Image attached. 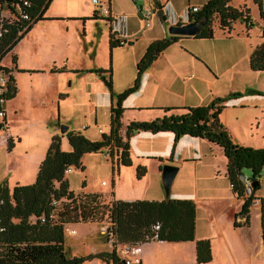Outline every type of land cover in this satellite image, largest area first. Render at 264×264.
I'll return each mask as SVG.
<instances>
[{"label": "crops", "instance_id": "crops-1", "mask_svg": "<svg viewBox=\"0 0 264 264\" xmlns=\"http://www.w3.org/2000/svg\"><path fill=\"white\" fill-rule=\"evenodd\" d=\"M53 1L51 0L43 13V18L34 22L32 27L8 52L10 62L5 63L4 57L1 60L4 65L14 66L11 57L12 54L16 56V64L12 70L16 93L4 103L6 122L3 127H5L6 132L3 146L6 148L7 154L0 177V182L6 181L9 187L15 184L32 183L35 180L39 163L44 157L54 134L62 135L61 148L69 150L71 146L65 134L67 130H80L92 140L100 139L101 132L109 130V122H104V125L101 126L97 125V107L101 104L99 96L108 91L110 111V104L115 101V96L112 97L110 90L103 87L104 82L100 78L99 72L77 71L78 69L107 68L110 65L113 92L118 93L124 90L115 91L113 80L114 82L115 79L123 80L124 84L133 82L136 75V68L133 69V65L136 66L147 45L156 38L170 34L168 25L180 22L179 14L182 13L185 16L182 21H187L188 9L191 6L200 7L208 0H157L160 10L158 6L154 5L153 0H102L109 6L110 14L98 12L92 0H87V6L82 4L81 0H58V4L54 7ZM260 1L262 3V0ZM230 3L236 7L248 6L251 11L249 4L241 1L238 4H233L232 0ZM94 11L96 12L95 17H90ZM146 12L150 13L151 16L155 13L157 18L149 21L150 24L143 27L141 20ZM263 12L264 8L262 16ZM161 14L164 18L161 17ZM119 18H122L123 21L121 22ZM106 20L108 21V29L103 28L100 24L102 21H105L106 24ZM236 22L237 20L232 24V29L228 33L222 30L220 32L214 30L212 37L184 35L164 49L143 72L140 86L136 90L138 98L142 97L141 93L143 96H149L147 103L142 105L138 101L127 102L128 97L125 98L122 102L124 109L121 118L125 117V113H127L128 122L133 119L147 120L162 116L165 113L178 112L181 109L165 111L162 108L174 106L167 105L171 103L161 102L159 99L169 97L171 94H179L183 100L182 104L176 106H193L206 104L215 96L235 91L233 90L235 83L242 81L247 83L250 80L249 86L252 77L249 78L248 74L251 75V71H259L251 69L249 55L263 38L261 35H257L258 32L248 35L249 30L246 29L245 23L242 21L240 23L246 32L243 31L244 28L242 27L235 28ZM135 23L137 24L135 25ZM80 30L82 36L78 35ZM71 31H74L75 39ZM110 35L116 41L120 40L121 42L122 39L126 41L110 47ZM138 39H142L143 43L136 53L130 48L136 41H139ZM101 47L105 48L106 60L103 63H95ZM72 51H74L73 56ZM74 57L88 59L89 65L76 64L77 61ZM72 83L76 88L75 91L70 88ZM247 88L249 87L244 90ZM253 94L262 95L258 93L250 95ZM188 96H193L194 101H188ZM243 97L244 94L228 100V105L226 104L220 113V119L230 134H232L233 128L229 119L239 121L244 117L242 112L239 114L236 108L243 109L250 105L249 102L257 101V98H253V96L246 100ZM75 103L79 105L75 106ZM230 105H232L231 109H234L232 112H228ZM87 108H89L91 117L83 114ZM142 110L147 112H140ZM23 111L28 116L22 115ZM81 115L85 119L79 121L77 118ZM61 123L68 125V129L64 133L60 132ZM16 124H18L17 129H15ZM9 137L12 144L10 148H8L7 140ZM129 142L130 154L134 151L139 158L137 164L134 163L130 155L132 163L128 165L133 169V193L131 196L117 195L118 188L122 185L120 182L121 173L125 167L121 164L118 173H116V182L114 180L112 185L114 198L129 200L165 198L154 195V192H149L147 186L140 184L139 181L143 179L144 175L140 178L134 175V166L136 164L144 165L142 164L144 159L157 160L156 171L159 173H161V166L164 162L177 164L179 167L175 178L179 173H188L189 171L185 170L184 165L188 161H192L195 164L192 171L194 177H202L201 174H203V176H211L217 181V176H221L225 179L227 185L224 187L229 192L227 195L218 193L216 185H212L214 192L206 197L200 194L198 185L194 189L188 188L185 193L178 189L173 191L171 189L172 197L191 198L196 202L195 239L180 241L155 239L133 244L132 246L140 248L136 254L141 259L140 264H149L152 259L155 261L157 258L158 260H165V264H176L172 258H160L161 253L168 248L167 243L173 245L172 247L179 251L183 257L191 254L193 257L196 251L195 240L200 238H209L211 243L212 258L204 263H213L220 254L221 258H226L229 264H264L260 217L255 225L252 216L254 206L259 205L260 209L259 197L261 196H257L251 205L250 223L234 226V214L240 209L242 199L236 196L231 189L226 175V157L219 145L203 137L184 134L175 139L171 131L151 132L148 130L135 132L130 136ZM215 152H218L219 157H221L222 165L215 162ZM89 153L82 156L83 164L84 156ZM104 154L108 155L106 151ZM199 165L204 168L200 174ZM85 168L84 164L83 170L78 169L84 171ZM83 192L104 194L106 191L90 190ZM224 196H231L236 204L230 215L220 217L210 207V202L221 199V197L224 198ZM206 205L208 206L206 207ZM237 220L243 221L244 217L238 216ZM72 224L74 223L68 224L67 232L76 234L77 230L70 226ZM201 226L205 228L203 229ZM254 227L255 231H253ZM70 230L74 231L70 232ZM82 239L79 236L77 241L82 243ZM190 242L194 244H186ZM110 244L111 242L108 245ZM220 244L222 247L219 246ZM98 259L93 258L91 262L96 264ZM133 259L131 258V260Z\"/></svg>", "mask_w": 264, "mask_h": 264}, {"label": "trees", "instance_id": "trees-1", "mask_svg": "<svg viewBox=\"0 0 264 264\" xmlns=\"http://www.w3.org/2000/svg\"><path fill=\"white\" fill-rule=\"evenodd\" d=\"M154 5L160 6L157 0ZM231 0H208L196 11H189L190 19L203 20V26L196 37H212L215 23L224 32H230L236 20L245 23L249 30L256 23L246 6L236 7ZM261 7L260 0H254ZM0 0V9L19 17L26 11L30 18L13 19L5 24L0 36V70L8 73L3 95L6 100L16 93L15 78L12 74L16 56L12 54L14 66L1 63L2 58L12 49L17 41L32 27L33 23L43 18V13L51 0ZM95 11L90 17H95ZM262 16V12H260ZM161 17L164 16L161 14ZM87 18V17H86ZM183 18V17H182ZM182 18L180 22L182 21ZM179 23V22H178ZM260 35L263 38L251 51L249 64L253 70H264V26ZM184 35L167 34L152 40L136 63V75L132 85L114 93L112 90V68L78 69L77 71L99 72L100 78L115 96L110 104L109 130L101 132L100 139L92 140L82 131L69 129L65 132L71 149L61 148V134L52 136L51 142L39 163L36 178L32 183L15 184L11 188L6 181L0 182V264H81L85 260L99 258L111 264H140L127 262L120 256L116 246L121 243H142L150 240H194L196 225V202L191 198L168 197L162 199H120L113 197L104 200L103 193L74 192L69 188L66 177L68 167L84 169L82 156L88 152L106 151L111 159L113 174L118 173L119 165H130V136L141 130L151 132L171 131L175 139L187 134L203 137L219 145L226 157V175L232 191L242 199L240 209L235 212L234 226L250 223V208L257 196L260 177L264 168V145L252 146L233 139L220 119V113L227 101L244 93L264 94V90L247 88L215 96L206 104L193 106H164L165 111L181 109L156 116L147 120H130L126 125L125 137L121 133L123 100L136 91L141 83L143 72L157 56L172 43ZM122 41H126L122 39ZM110 35L109 44H120ZM0 122V128L5 124ZM8 148L12 146L8 139ZM243 168L250 169V184L247 191L242 179ZM144 165H137L136 176L145 175ZM260 198V224L264 245V195ZM56 200V204L52 200ZM109 218L106 234L111 242L109 250L73 255L65 243V229L69 223L79 221H99L104 216ZM243 216V221L237 217ZM158 227L156 228V226ZM66 226V227H65ZM196 262H208L212 258L209 238L195 240Z\"/></svg>", "mask_w": 264, "mask_h": 264}, {"label": "rangeland", "instance_id": "rangeland-1", "mask_svg": "<svg viewBox=\"0 0 264 264\" xmlns=\"http://www.w3.org/2000/svg\"><path fill=\"white\" fill-rule=\"evenodd\" d=\"M57 1L58 0L53 1L54 2L53 7L58 4ZM232 1H233V4H238L240 1L242 3H246L247 5L249 4L251 8L250 12L252 13V17L254 18L256 24L252 28L249 29L248 35L256 33V32H258L257 35H260L259 29L261 26H264V14L263 16H261L260 14V12H262L264 8V0H262L261 7H259L258 3H256L254 0H240V1L232 0ZM80 2L82 4H85V6H87L88 4L87 0H81ZM155 18H157V15L155 13L151 16L150 13L146 12L144 14L143 19L141 20V25L145 27L146 20L153 21V19ZM184 18L185 16L183 15V19ZM119 19L121 22L123 21L122 18H119ZM107 20H106V24L104 23L105 21H102L100 23L102 27L105 29L109 28L107 24L109 20L108 21ZM240 22H241L240 20H237L234 27L237 29L241 27L244 28ZM136 24L137 23H135V25ZM214 29L215 31L220 32L219 26L216 23H215ZM81 30L78 31L79 36H82ZM243 31L246 32L245 28L243 29ZM73 32L74 31H71L72 36H73ZM138 35L140 34L138 33ZM75 43L77 44L78 41ZM142 43H143L142 39L139 41H136L135 44H133V46L130 49H133L134 52L137 53L142 47ZM99 51H100V54L95 59V63H103L104 60H106L107 55L105 52V48L101 47ZM73 54H74V51H72V56ZM74 58L76 59L75 61H77L75 62L76 64L81 63V65H85V66L89 65V60L86 58L85 59H79L78 57H74ZM4 62L5 63L10 62V54L7 53L4 56ZM131 65L132 63L130 61V67ZM133 67H134L133 69L136 68L135 65H133ZM251 72H252L251 75L250 73L248 74L249 78L250 76L252 77L250 78L252 82H250L249 86H248V83L250 80H248L247 83L245 81H242V82L235 83L233 85L234 86L233 90L243 91L246 87L264 90V70L258 71V72L257 71H251ZM132 83L133 82L130 81V84L129 83L124 84L123 80L120 81V79L118 80L115 79V82L113 80V89L115 91L118 89L122 90L132 85ZM103 87L106 90H108V87L104 83H103ZM70 88L72 91L76 90V88L73 86V83ZM250 94L252 93H244L243 99L246 100L247 98L253 96V98H257V101L249 102L250 105L243 109H240L239 107L236 108L239 114H241L242 112L244 117H242L241 120L239 121H236V120L234 121L232 119H229V121L232 123V128H233L231 135L236 141L242 144L259 147V146L264 145V94H262L261 96L257 94H253V95H250ZM140 95L142 97L138 98L136 96V91H134L127 96L128 98L126 97L127 98L126 101L127 102L138 101V102H141L142 105H145V103H147L149 99V96H146V95L143 96V93H141ZM108 96H109L108 91H106L104 95L99 96V99H101V104H99L97 107V114H98L97 125L99 126L104 125L103 124L104 122L105 123L109 122L110 111L108 107V100H109ZM192 97L188 96L187 100L194 101V98ZM159 99L161 102L163 101V102L171 103L167 105H174V106L182 104V101H183L179 94H171L169 97H162ZM86 102H89V101L86 100ZM237 103H241V102H237ZM78 105L79 104L75 103V106H78ZM130 107H132L131 104H130ZM231 108H232V105L228 107V112H232V110H234ZM24 111L21 114L28 116V114L25 113ZM140 112H147V111L142 110ZM83 114L87 116L90 115L91 117L89 108H87V110L84 111ZM126 114L127 113H125V117L121 118V122H122L121 130L123 133L122 135L124 137H125L126 125L129 122V121L127 122L128 116ZM77 119L81 121V119H85V118H82V115H81V117H78ZM17 128H18V124H16L15 126V129ZM104 128L106 129V127ZM5 132H6L5 127L0 128V177H1L3 166L6 163L5 156L7 154L6 153L7 150L3 146ZM214 154L216 155L215 162H217L219 165H222L223 161L221 157H219L218 152H215ZM223 154L222 156L224 157ZM130 155L132 156L134 163L139 162V158H137L138 156L137 153L133 151L131 152ZM83 161L86 166L84 171H81L80 169L72 166L71 171H68L66 174L70 188L73 189L75 192H83V191H90V190H105L106 192L104 193L102 198L106 201L111 199L110 191H113L112 190L113 181L115 180L116 182L117 176H116V173L113 174L112 167H111V159L109 155H105L104 150L97 151V152H90L89 154H86L84 156ZM140 161L142 160L140 159ZM156 161L157 160H154V159H144V162L142 164H144L147 171L145 175L143 176V179H141L139 182L140 184L147 186V189H149V192H154V195L166 197L167 194L161 182V173L156 171L157 169ZM137 164L134 166V175H136L135 171H136ZM184 166H185V170H188L189 172L179 173V175L175 178L173 182V186L171 187L172 191L178 189L179 191L185 193L188 190V188L194 189L196 188V185H198L200 188V194L206 197L208 194L214 192L212 185L214 186L216 185L218 193L221 192L225 195L229 194L227 189H225L224 187L227 185V183L225 179H223V177L217 176V179H216L217 181H215L213 177L203 176V174H201L202 177H194V175L192 174V171L194 170L193 168L195 167V164L192 161H188ZM199 166H200V172H199L200 174L204 168H202L201 165ZM132 170L133 169L130 168L128 165H125V167L123 168L122 173H121V178H120V182L122 183V185L120 186V188H118L117 195H122V196L132 195L133 193L132 183H133V177H134V176L132 177ZM249 173H250L249 168H243L244 176L246 177L249 176L250 175ZM171 189H170V194L172 197L173 193H171ZM255 195L258 197L264 195V168L262 169V172H261L260 186L256 190ZM235 204L236 203L231 198V196H224V198L221 197V199H217V200H214L213 202H210V205H211L210 207H212V209L220 217H223V216L231 214ZM207 206L208 205H206V207ZM252 216H253L254 224L256 225L257 220H259V217H260L259 205L253 207ZM199 222L201 224V220ZM109 224H110L109 218L105 215L103 219L99 221H80V222L70 225L77 230V233L76 234L68 233L67 228L65 229V243H66V247L68 248L69 252L73 255H81V254H86L90 251L97 252L100 250H109L112 245L111 244L108 245L110 242L109 238L106 233L102 232V229H101V226H104V225L108 226ZM201 228L204 229L205 227L201 226ZM255 230L256 229L254 227L253 231ZM79 236L83 238L82 243L77 241ZM186 244H194V243L190 242ZM132 245L133 244H130V243L118 244L116 246L117 252L120 254V256L124 257L125 259L129 261L131 260V258H140L139 256L136 255L137 253H134ZM167 246L168 248L165 249V251L161 253L160 258H172L173 261L176 262V264H181L182 262H183L182 264H229V262L226 261L227 260L226 258H221L220 254L218 258L216 259V261H214L213 263H197L195 252L193 254V257H192V254L187 257H183V255L179 251H177L174 247H172L173 245H169V243H167ZM219 246L222 247L221 244ZM164 262L165 260H160V259L158 260L157 258L155 259V261L152 259V261L149 264H165ZM81 264H94V263L91 262V259H90V260H85ZM96 264H111V263H107V262H104L98 259Z\"/></svg>", "mask_w": 264, "mask_h": 264}, {"label": "built area", "instance_id": "built-area-1", "mask_svg": "<svg viewBox=\"0 0 264 264\" xmlns=\"http://www.w3.org/2000/svg\"><path fill=\"white\" fill-rule=\"evenodd\" d=\"M92 2L95 4L98 12H100L101 14H110L111 13L110 8L107 5V3L102 2V0H92ZM24 4H26V5L29 4L28 0H24ZM198 8H199L198 6H191L188 9V11H191V12L196 11ZM20 17L30 18L29 14L26 11H22L20 16L16 17V16H12V15L6 13L3 9L2 10L0 9V36L5 31L4 28H5V24L7 22L12 21L13 19H16V18L20 19ZM182 17H183V14L182 13L179 14V18L181 19ZM147 24H150V22L148 20H146V25ZM121 42L124 43V41H122V40H121ZM7 79H8V73L0 70V122H3L5 115H6V111L4 108V103L6 101V97L3 95V91L6 88ZM70 170H71V167H68L66 169L67 172ZM242 179L246 184L247 191L249 192L250 191V180L246 176H243V175H242ZM52 203L56 204V200L53 199ZM157 227H158V225L156 226V228ZM101 229H102V232L105 233L107 230V226H105V225L101 226ZM73 231L74 230H71V232H73ZM133 250H134V253H137L140 250V248L138 246H136V247L133 246ZM139 261H140V258H134L133 260H130V262H136V263ZM127 262H129V260H127Z\"/></svg>", "mask_w": 264, "mask_h": 264}, {"label": "water", "instance_id": "water-1", "mask_svg": "<svg viewBox=\"0 0 264 264\" xmlns=\"http://www.w3.org/2000/svg\"><path fill=\"white\" fill-rule=\"evenodd\" d=\"M202 26H203V20L190 19V15L188 13L187 21H181L179 23L168 25V32L170 34H178V35H196L200 31ZM67 129H68L67 124L65 123L60 124L61 133H64ZM178 167L179 166L177 164L171 162H165L161 166V182L167 194L165 198L169 197L171 185L178 171ZM256 183L257 180H250L251 185H255Z\"/></svg>", "mask_w": 264, "mask_h": 264}, {"label": "bare ground", "instance_id": "bare-ground-1", "mask_svg": "<svg viewBox=\"0 0 264 264\" xmlns=\"http://www.w3.org/2000/svg\"><path fill=\"white\" fill-rule=\"evenodd\" d=\"M70 232H71V230H70Z\"/></svg>", "mask_w": 264, "mask_h": 264}]
</instances>
